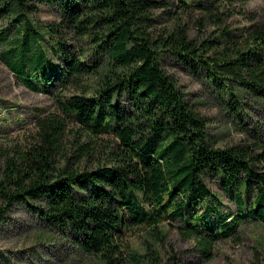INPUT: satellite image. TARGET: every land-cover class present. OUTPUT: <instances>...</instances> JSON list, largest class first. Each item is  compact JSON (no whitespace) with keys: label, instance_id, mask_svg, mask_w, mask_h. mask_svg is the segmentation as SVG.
<instances>
[{"label":"trees","instance_id":"obj_1","mask_svg":"<svg viewBox=\"0 0 264 264\" xmlns=\"http://www.w3.org/2000/svg\"><path fill=\"white\" fill-rule=\"evenodd\" d=\"M228 2L179 0L175 8L210 16ZM40 5L55 20L36 25L31 15ZM168 6V0H0V19L17 34L1 53L7 68L35 93L95 79L83 96L59 100L60 109L81 130L111 133L118 142L108 162L88 169L83 144L72 156L61 153L64 122L54 118L39 121L35 143L5 153L0 205L26 209L40 225L37 239L52 232L85 256L120 264L126 233L143 229L163 241L161 225L172 223L209 261L214 245L235 238L242 224L264 225V137L245 113L248 97L264 101V27L223 32L221 41L197 42L181 27L155 34L153 11ZM166 60L210 86L232 112L241 141L223 148L211 141L205 121L166 73ZM147 251L153 260L151 246Z\"/></svg>","mask_w":264,"mask_h":264},{"label":"rangeland","instance_id":"obj_2","mask_svg":"<svg viewBox=\"0 0 264 264\" xmlns=\"http://www.w3.org/2000/svg\"><path fill=\"white\" fill-rule=\"evenodd\" d=\"M203 1L187 0V3L198 5ZM168 2V8L153 11L155 34L161 35L167 29L181 27L187 31L189 39L197 42L215 39L221 41L223 32L240 34L241 28L264 27V0H231L228 2L231 5L220 6L219 11L210 16L203 15L198 10L180 14L175 8L180 5L179 0ZM166 10L176 12V15L168 17ZM54 16L51 8L40 5L31 18L39 25L55 20ZM5 30L6 42L0 45V159L9 150L13 152L15 149H25L29 144L35 143L39 139V121L56 118L64 122L62 154L72 156L77 146L83 144L88 153L82 166L91 169L108 162L109 148L118 144L115 137L111 133L95 135L81 130L61 111L59 105V100L83 96L91 91L95 79L84 78L80 85L59 88L52 93L31 91L22 80L13 75L1 58V53L7 50L9 42L17 37L10 20L1 18L0 33ZM70 42L76 45V42ZM173 64L166 60V73L172 77L178 90L186 94L196 114L205 121L211 141L219 148L241 141L243 134L235 125L232 112L218 101L210 86ZM245 102L248 126L257 127L264 137V101L248 97ZM210 187L213 192L219 190L216 183H211ZM0 211L5 213L4 222L0 225V264H103L95 257L85 256L58 234L49 233L46 241L37 239L41 231L40 225L22 206L14 205L6 211L0 205ZM161 230L164 234L163 241L152 240L143 229L126 233L120 264H264L263 224H242L235 238L214 245L209 261L201 257L193 239L183 237L175 224L164 223ZM148 246L154 252L153 260L149 259Z\"/></svg>","mask_w":264,"mask_h":264}]
</instances>
